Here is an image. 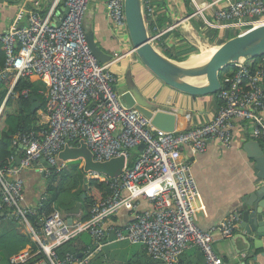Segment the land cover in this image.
I'll return each instance as SVG.
<instances>
[{"label": "built area", "instance_id": "2783aa9c", "mask_svg": "<svg viewBox=\"0 0 264 264\" xmlns=\"http://www.w3.org/2000/svg\"><path fill=\"white\" fill-rule=\"evenodd\" d=\"M91 1L50 0L45 7L46 0H23L12 29L0 33L6 52L5 66L0 69V102L3 81L15 76L0 103V116L10 95L29 97V88L14 91L21 78L37 76L45 85L47 100L38 113L40 131L18 132L12 139L16 151L11 162L0 167V220L18 221L32 241L11 255L10 263L89 264L112 236L114 241L142 246L152 259L165 264H177L186 251L197 247L207 264H225L215 243L219 237L233 238L242 212H233L210 229L198 224L199 184L193 162L183 157V151L204 153L211 139L231 147L238 122L250 123L249 136L264 141V55L258 60L242 58L226 70L216 93L221 103L209 122L164 131L140 110L122 103L116 90L117 74L93 53L85 29ZM222 1L227 5L216 8L213 19H205L209 27L238 33L240 27L264 24V0ZM60 7H68L69 12L58 26L53 23L61 20ZM124 7L125 0H106L115 35L121 37L128 33ZM144 12L150 25L156 13L151 0H144ZM173 28L170 25L164 31L155 26V41ZM81 140L95 161L121 155L129 158L134 152L137 156L120 177L92 176L99 180L103 176L101 181L110 192L92 205L86 220L82 211L67 214L56 208L48 213L45 194L36 205L27 203L24 172L34 166L46 176L60 171L68 163L60 159V152L66 146L79 147ZM142 143L145 147L139 151ZM143 202L148 205L142 207ZM123 208L131 212L126 222L117 220ZM83 234L92 241L82 253L60 252Z\"/></svg>", "mask_w": 264, "mask_h": 264}, {"label": "crops", "instance_id": "0c3cea01", "mask_svg": "<svg viewBox=\"0 0 264 264\" xmlns=\"http://www.w3.org/2000/svg\"><path fill=\"white\" fill-rule=\"evenodd\" d=\"M156 5V13L151 22L156 23L159 17L166 15L169 19L159 29H167L173 25V30L165 32L161 38L168 48L181 47L189 44L202 51H208L214 46L236 35L228 30L222 31L211 28L206 20L213 19V12L218 7L227 5L222 0H151ZM50 0H46L45 7ZM159 3H161L159 5ZM23 9V0H0V33H8L19 18ZM24 22L23 20H21ZM24 24V23H23ZM85 25L95 35L96 42L111 56V69L117 74V90L124 92L128 89L127 83L133 80L136 87L149 101L156 103L162 110L177 114L176 130H186L209 122L217 113L219 99L216 94L205 96H191L181 92L157 78L139 59L132 45L130 37L115 35L114 28L107 14L106 0H92L85 18ZM156 27H158L156 23ZM155 34V27H151ZM166 31V30H164ZM229 37V38H230ZM159 42V41H158ZM159 46V44H158ZM161 49V48H160ZM198 54L190 52L187 56ZM178 50V56H180ZM184 55L181 56V59ZM32 79V78H31ZM35 81L39 80L33 76ZM32 79V80H33ZM40 93L44 96L41 84ZM45 97V96H44ZM46 98V97H45ZM264 117V113H263ZM248 122H238L235 128V137L231 147L223 146L219 141L211 139L208 150L194 154L191 149L183 151L185 159H191L193 170L199 184L200 196L198 205V224L203 229H210L221 224L235 211H241L243 197L262 185L264 182L257 177L253 162L243 150V144L251 138ZM62 160V159H61ZM65 162V161H64ZM80 167L82 162L80 161ZM90 173L89 176H91ZM42 173L36 166L24 172L26 182V202L36 205L44 187L39 185ZM92 178V176H91ZM146 202L142 207H146ZM131 218L129 209L123 208L117 220L126 222ZM24 234V229H20ZM243 230L240 224L234 232L233 238L219 239L215 246L223 257L225 264H264L263 244L256 247L252 244L250 253L241 251L247 249L244 240L240 237ZM27 235V234H26ZM83 249L91 243L88 234L78 238ZM1 251V247H0ZM255 256V258H254ZM89 264H165L152 259L146 250L137 244L128 241H114L111 236L104 241V246L92 258ZM177 264H207L206 256L200 248L186 251Z\"/></svg>", "mask_w": 264, "mask_h": 264}, {"label": "water", "instance_id": "95a60500", "mask_svg": "<svg viewBox=\"0 0 264 264\" xmlns=\"http://www.w3.org/2000/svg\"><path fill=\"white\" fill-rule=\"evenodd\" d=\"M124 11L129 36L141 62L162 82L191 96L216 94L222 88L221 74L233 63L242 58L251 60L264 55V24H260L216 45L213 55L204 63L187 65L186 62L191 56L186 59L173 58L158 46L147 23L144 0H125ZM68 12V7H60L61 20L57 18L53 24L59 26ZM88 41L99 62L107 63L110 61L111 56L96 42L94 34L90 33ZM127 87L128 89L121 93V101L124 105L140 110L148 118H151L153 125L159 129L168 132L176 130V113L162 110L156 103L149 101L142 95L133 80L127 83ZM31 101L32 111L35 112L41 108V100L37 95L32 96ZM144 147L145 144L142 143L138 150L142 151ZM243 150L253 162L257 177L264 182L263 145L260 141L249 138L243 144ZM59 157L65 162L81 161L82 168L86 173L117 178L123 174L126 166L133 161L135 156L126 158L125 155H121L106 161H95L88 145L81 140L79 147L69 148L66 146L60 152ZM16 161L20 163L21 158L16 157ZM41 162L48 168H52V165L44 158L41 159ZM86 198L87 194L82 193L81 199L85 200ZM82 205L83 202L78 201L65 212L67 214H79L82 211ZM241 212L240 228L243 233L240 237L244 240L247 248L240 252L243 254L244 251L250 253L252 244L256 247H259V244L261 247L263 244L264 183L243 197Z\"/></svg>", "mask_w": 264, "mask_h": 264}, {"label": "trees", "instance_id": "16d2710c", "mask_svg": "<svg viewBox=\"0 0 264 264\" xmlns=\"http://www.w3.org/2000/svg\"><path fill=\"white\" fill-rule=\"evenodd\" d=\"M187 2L189 0H186ZM161 3H159L160 5ZM155 5V4H154ZM156 7V5H155ZM157 8V7H156ZM169 19L166 15L159 17L156 21L158 27H162L165 22ZM156 23L151 22V27H155ZM221 30V29H219ZM225 31V30H222ZM87 35L89 36L90 33ZM230 35L228 36V38ZM164 38H161L158 42L159 47L169 56L166 50L177 49L180 50L181 55L171 57L181 59L188 58V53L199 52L198 49L189 44H183L181 47L168 48L166 43L162 42ZM256 60L260 57H256ZM254 59V60H255ZM6 63V52L4 45L0 44V69L5 66ZM230 68V67H229ZM226 72V70L221 74V76ZM14 74H11L2 84V99L4 98L7 90L10 88L12 81L14 80ZM39 84H41L42 89L45 85L42 81H33L31 78H21L18 80L14 91L20 92L24 88H29L31 90L29 97H24L22 95H10L7 99L5 107L0 116V167H3L11 162L10 157L16 151V147L12 143L13 137L20 131H40L41 123L38 118V113L41 108L46 104V98L40 93ZM37 95L41 100V108L37 111H32V101L31 97ZM1 99V102H2ZM0 102V103H1ZM219 101V105H220ZM264 147V141H261ZM134 152L136 158L137 154ZM132 162L129 163V166ZM87 173L80 168V161L68 162L66 167H63L60 171H52L50 180L48 184L44 187V191L41 193L45 194V204L48 213L52 212L58 207L59 200L64 198L61 206L65 211L73 207L78 201H82V219L86 220L90 216V209L96 201L103 200L109 194V186L104 181L97 178H87ZM86 193L87 198L85 200L81 199V194ZM63 195V196H62ZM58 209V208H57ZM1 222V220H0ZM2 232L0 234V264H11L10 256L18 252L22 248L26 247L28 244L32 243L30 236L20 232L18 221L7 220L4 221ZM80 240L76 238L71 242L65 244L61 249V253L65 252H79L83 249V246L79 243ZM81 242V241H80ZM30 264V263H28Z\"/></svg>", "mask_w": 264, "mask_h": 264}, {"label": "rangeland", "instance_id": "374dc122", "mask_svg": "<svg viewBox=\"0 0 264 264\" xmlns=\"http://www.w3.org/2000/svg\"><path fill=\"white\" fill-rule=\"evenodd\" d=\"M85 29H86V32L89 34V32H90V28H88L87 27V25H85ZM246 30H248V28H246V27H240L239 29H238V33H236V35L237 34H239V33H243L244 31H246ZM128 31V30H127ZM126 36L127 37H130L129 36V32L128 33H126ZM233 36V35H232ZM167 53H169L171 56L173 55L174 57L177 55V53H178V50L177 49H172V50H166V49H164ZM199 52H200V50H199ZM198 52V53H199ZM189 57V56H188ZM32 79H33V77H32ZM33 81H35L34 79H33ZM118 88V86L116 87V89ZM81 165V164H80ZM80 168H82V167H80ZM88 175H87V178L89 179V177H91V176H94V177H97L98 175L97 174H95V173H93V174H91V176H89V174L90 173H87ZM48 177H50V175L49 176H46L45 174H42V177L40 178V180L38 181L39 182V185L41 186V187H45L46 186V184H48V182H49V178ZM100 180H103V176H101V178H100ZM63 196V195H62ZM63 199L64 198H61L60 200H59V203H58V209H63V207L61 206V203H62V201H63ZM3 224H4V221H1L0 222V234H1V232H2V230H1V228L3 227ZM19 229H22V228H20V226H19ZM20 232H22V230H20ZM23 233V232H22Z\"/></svg>", "mask_w": 264, "mask_h": 264}, {"label": "bare ground", "instance_id": "6f19581e", "mask_svg": "<svg viewBox=\"0 0 264 264\" xmlns=\"http://www.w3.org/2000/svg\"><path fill=\"white\" fill-rule=\"evenodd\" d=\"M215 50H216V47L214 46L212 49H210L208 51H203L202 53L192 55L191 58L186 62V64L192 65V64H196V63H198V64L204 63L213 55Z\"/></svg>", "mask_w": 264, "mask_h": 264}, {"label": "clouds", "instance_id": "9594fccd", "mask_svg": "<svg viewBox=\"0 0 264 264\" xmlns=\"http://www.w3.org/2000/svg\"><path fill=\"white\" fill-rule=\"evenodd\" d=\"M230 67H231V66H230ZM227 69H228V68H227ZM227 69H226V70H227ZM221 77H222V76H221ZM116 87H117V86H116ZM116 90H117V89H116ZM117 91H118V90H117ZM118 92H119L120 94L122 93V92H120V91H118Z\"/></svg>", "mask_w": 264, "mask_h": 264}]
</instances>
